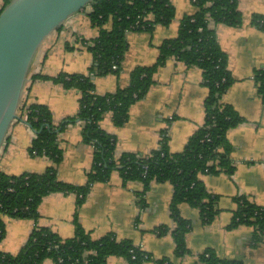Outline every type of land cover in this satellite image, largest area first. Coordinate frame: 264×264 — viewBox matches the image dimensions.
<instances>
[{
    "label": "crops",
    "instance_id": "crops-1",
    "mask_svg": "<svg viewBox=\"0 0 264 264\" xmlns=\"http://www.w3.org/2000/svg\"><path fill=\"white\" fill-rule=\"evenodd\" d=\"M3 1L0 0V4ZM172 3L175 15L169 24H157L152 31L127 32L129 47L121 70L118 74L96 76L98 93L127 86L134 67L156 61L162 42L176 36L182 17L195 11L192 0H172ZM238 5L242 23L239 26L219 24L216 32L221 48L227 53L228 68L236 79L222 100L231 104L244 120L227 132L232 146L233 173L200 175L207 189L219 196L215 219L204 223L198 208L185 202L180 205L182 216L191 222L186 236L190 252L183 256L175 254L172 234L175 222L170 211L173 185L152 180L143 192L145 185L141 180L125 182L117 170L108 181L93 183L82 200L76 192L57 191L45 195L39 204L37 219L3 215L6 232L0 240V250L17 253L35 226L48 227L66 238L74 235L78 223L94 239L113 233L118 240H131L151 255L152 259L143 264H155V260L162 257L169 258L173 264H205L200 254L207 248L222 258L241 259L244 264H264V242L251 240L253 225L243 223L229 227L237 208L236 196L245 194L264 205V102L254 79L255 69L264 64V30L251 21L254 13L264 14V0H238ZM86 14L76 13L44 40L32 61L22 95L21 103L48 105L56 124L77 113L80 93L52 77L60 73H87L93 61L91 51L80 45L82 38L98 34V28ZM106 26L110 27L111 22ZM68 31L72 37L63 39ZM38 74L49 78L37 77ZM207 94L202 69L172 56L157 69L153 84L143 98L131 105L122 125H116L107 113L101 119V126L116 137L117 154L149 153L159 146L164 129L169 149L181 151L204 123ZM20 116L11 124L0 149V170L10 175L43 172L52 161L45 154L30 151L35 131L25 115ZM81 124L79 121L69 123L58 133L63 157L57 165V174L60 180L75 185L87 181L94 150L92 144L82 140ZM161 225L169 228L164 234L155 230ZM41 264L55 262L46 259ZM107 264H128V260L121 255H110Z\"/></svg>",
    "mask_w": 264,
    "mask_h": 264
},
{
    "label": "trees",
    "instance_id": "trees-1",
    "mask_svg": "<svg viewBox=\"0 0 264 264\" xmlns=\"http://www.w3.org/2000/svg\"><path fill=\"white\" fill-rule=\"evenodd\" d=\"M9 1L0 4V12ZM192 1L194 13L184 15L177 35L162 42L156 61L134 67L127 86H118L103 94L96 91L94 78L120 72L129 47L127 32L152 31L157 24H169L175 15V7L172 0H93L91 11H81L87 13L91 24L98 28V34L86 44L93 61L87 73H60L52 77L64 87L79 91V110L56 124L48 105L20 104V114L25 115L35 131L30 151L45 154L52 162L43 172L10 175L0 170V240L6 232L3 215L37 219L39 204L45 195L57 191L76 192L82 200L93 183L108 181L111 173L117 170L125 182L141 180L145 185L143 192L152 180L168 181L173 185L170 211L175 222L172 231L175 254L183 256L190 252L186 236L191 222L182 216L180 205L185 202L198 208L204 223L215 219L219 196L207 189L200 175L233 173L232 146L227 132L244 120L231 104L222 100L236 79L228 68V56L221 48L216 32L219 24L239 26L242 23L238 0ZM251 21L264 30V14L254 13ZM109 22L111 26L107 27ZM172 56L202 69L204 84L208 88L204 123L181 151L169 149L167 130L164 129L159 146L149 153L117 154L116 137L102 128L101 119L110 113L114 123L122 125L128 118L131 105L148 92L157 69ZM37 77L49 78L41 74ZM254 79L264 102V64L255 69ZM76 121L82 123V140L94 147L92 165L83 185L62 181L57 174V165L63 157L58 133ZM143 200L144 197L140 199ZM235 200L237 208L229 227L251 224L254 227L252 242H264V205L245 194L236 196ZM155 230L164 234L169 228L161 225ZM110 255L124 256L128 264H143L152 259L148 252L129 239L118 240L113 233L94 239L77 223L74 235L66 238L48 227L35 226L17 253L0 250V264H41L46 259H52L55 264H107ZM200 258L205 264H244L241 259L222 258L211 248L205 249ZM155 264L173 263L162 257L155 260Z\"/></svg>",
    "mask_w": 264,
    "mask_h": 264
},
{
    "label": "water",
    "instance_id": "water-1",
    "mask_svg": "<svg viewBox=\"0 0 264 264\" xmlns=\"http://www.w3.org/2000/svg\"><path fill=\"white\" fill-rule=\"evenodd\" d=\"M93 0H10L0 12V149L43 41Z\"/></svg>",
    "mask_w": 264,
    "mask_h": 264
},
{
    "label": "built area",
    "instance_id": "built-area-1",
    "mask_svg": "<svg viewBox=\"0 0 264 264\" xmlns=\"http://www.w3.org/2000/svg\"><path fill=\"white\" fill-rule=\"evenodd\" d=\"M89 8V11H91L92 10V7L91 6H88L87 8H86V10ZM70 20V18L69 19H67L65 22H64V24H67V22ZM63 24V25H64ZM62 25V26H63ZM90 40V38H82L81 39V45H83V46H85L86 47V44L88 43V42H90L89 41Z\"/></svg>",
    "mask_w": 264,
    "mask_h": 264
},
{
    "label": "rangeland",
    "instance_id": "rangeland-1",
    "mask_svg": "<svg viewBox=\"0 0 264 264\" xmlns=\"http://www.w3.org/2000/svg\"><path fill=\"white\" fill-rule=\"evenodd\" d=\"M75 15V14H74ZM73 15V16H74ZM72 16V17H73ZM72 17H70V19L72 18ZM80 20L82 21V22H85V19L83 18V17H80ZM83 27V26H82ZM82 27H81V29H82ZM51 35H49V37H50ZM72 37V35H71V33L68 31L67 33H66V35H64L63 36V39H66V38H68V39H70ZM44 42V41H43ZM80 45H81V43H80ZM81 47L82 48H86L85 46H83V45H81ZM38 52V51H37ZM37 54V53H36ZM98 76V75H97Z\"/></svg>",
    "mask_w": 264,
    "mask_h": 264
}]
</instances>
